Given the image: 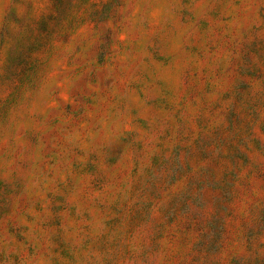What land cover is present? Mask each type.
<instances>
[{"label":"clouds","instance_id":"obj_1","mask_svg":"<svg viewBox=\"0 0 264 264\" xmlns=\"http://www.w3.org/2000/svg\"><path fill=\"white\" fill-rule=\"evenodd\" d=\"M0 264H264V0H0Z\"/></svg>","mask_w":264,"mask_h":264}]
</instances>
